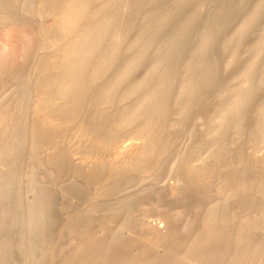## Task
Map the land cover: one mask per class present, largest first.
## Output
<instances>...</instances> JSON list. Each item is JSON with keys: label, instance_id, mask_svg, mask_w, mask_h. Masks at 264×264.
Masks as SVG:
<instances>
[{"label": "bare ground", "instance_id": "bare-ground-1", "mask_svg": "<svg viewBox=\"0 0 264 264\" xmlns=\"http://www.w3.org/2000/svg\"><path fill=\"white\" fill-rule=\"evenodd\" d=\"M22 1L19 14L0 0V161L42 178L24 204L14 171L0 173V264L15 227L30 264L53 227L65 241L49 264H264V33L247 57L239 47L264 0L229 36L220 31L244 0H210L212 13L208 0ZM23 13L38 39L27 31L37 43L17 65L19 30L35 24ZM47 181L70 197L61 217Z\"/></svg>", "mask_w": 264, "mask_h": 264}, {"label": "rangeland", "instance_id": "rangeland-1", "mask_svg": "<svg viewBox=\"0 0 264 264\" xmlns=\"http://www.w3.org/2000/svg\"><path fill=\"white\" fill-rule=\"evenodd\" d=\"M12 2H11V5H12V8H13V10H14V12H17V13H19V14H22L21 12V9H22V7H21V4L23 3V1L22 0H20V1H18V0H14V1H16V3L13 1V0H11ZM22 1V2H21ZM172 1L173 0H163L162 1V4L163 5H165V6H169V5H171L172 4ZM257 0H244V2L242 3V7H244L242 10H238V11H236L232 16H230L229 17V19H228V21H227V23L225 24V26L222 28V30L220 31V35H223V36H229V35H231V33H233V31H234V28H236L237 27V24H239L240 23V21H241V19H242V16H243V14H244V12H247L249 9H251V7L254 5V3L256 2ZM21 2V3H20ZM215 2V1H214ZM210 4V5H209ZM213 5H214V7H213ZM192 6H194V4L192 5ZM191 5H186V6H184L182 9H181V11H180V13H184V12H188V11H190L191 10V7H192ZM15 7V8H14ZM205 8V9H204ZM201 9H203L202 11H203V13H205V12H209V13H212V12H214L215 11V9H216V6H215V3H213L212 1H210V0H208V2L206 1V3L204 4V6H203V8H201ZM263 10H264V8H263ZM23 16L25 17V18H23L24 20H27L28 22H27V24L26 25H31V23H29V21H33V22H35V24H34V26H32L31 25V27L29 28L28 26H26L25 25V27H28V28H26L27 30H25V28L23 29V31L22 30H19V35L18 36H22V37H27V39H25V38H19L20 39V42L22 43V44H24V46L23 45H21V46H18V48L20 47V48H22V51H18V53L19 54H21L22 53V55H18V56H20V58L19 59H17V57H16V59H14L15 58V56H13L12 58L14 59V60H16V61H14V60H11V61H13V62H20V65H22L23 64V58L24 57H22L23 55L25 56V54L24 53H27L28 51H24L23 49L26 47L27 48V46H25V45H27L28 44V42H30V41H28L29 39H34V35H32V34H29V33H31L32 32V30H31V28L33 27H36L37 28V25H38V20H37V18H33L32 16H30V15H25L24 13H23ZM26 17H28V18H26ZM180 19V16L178 17V18H176V21H178ZM2 22H1V18H0V30H1V26H2V24H1ZM32 28V29H33ZM36 28H34V30L36 29ZM196 28V29H195ZM195 28H193L192 30V32H191V37H190V39L192 38H194L193 36H195V33H197V30H198V28H197V26L195 27ZM28 29H30V30H28ZM195 29V30H194ZM37 30V29H36ZM20 31H22L21 33L24 35H20ZM24 31L26 32V34L24 33ZM29 33H28V32ZM195 31V32H194ZM35 31H33L32 33H34ZM37 32V31H36ZM28 33V34H27ZM264 33V11H262L261 12V14L256 18V20H255V22L253 23V25H252V27H251V29L249 30V32H248V34L243 38V40L240 42V45H239V47H240V51L241 52H244V53H247V54H244V53H241L242 55H244V56H248L249 55V52H250V50H251V47L254 45V43L256 42L255 40H257L258 39V37H260V35H262ZM35 34V33H34ZM26 35H30L29 37L28 36H26ZM36 35V34H35ZM31 36L33 37V38H31ZM22 39H25L24 40V42L22 41ZM35 39H38V35H36V37H35ZM189 39V40H190ZM190 40V41H188L187 42V44H186V46L184 47V51L186 50V51H190L191 49H192V47H193V44L195 43V40ZM31 40V41H32ZM28 41V42H27ZM33 41H35V42H33ZM32 42H30L31 43V45L32 44H35V43H37V41L36 40H33ZM19 42V43H20ZM27 42V43H26ZM26 43V44H25ZM248 43V44H247ZM221 43H219L218 45H216L215 46V51H218V52H221V51H223L222 53H223V55H229V52H231V47L229 48H227L228 50L230 49V51H227V49H226V51H225V49L223 48V46L222 45H220ZM247 45V46H246ZM248 45H251V46H248ZM23 46V47H22ZM30 45H28V47H29ZM245 46V47H244ZM32 47V48H31ZM33 47H35V46H30L29 48H31V49H33ZM247 47V49H245ZM20 48H19V50H20ZM25 48V49H26ZM29 48H27L26 50H28ZM249 49V50H248ZM185 51V52H186ZM192 51V50H191ZM30 53V52H29ZM188 52H186V54H187ZM251 53V52H250ZM16 55V54H15ZM16 55V56H17ZM224 56L225 58L227 57V56ZM246 56V57H247ZM11 58V57H10ZM10 60H9V62H8V64L10 63ZM19 60V61H18ZM21 60V61H20ZM12 63V62H11ZM10 63V64H11ZM16 63L14 64L13 63V65L11 64L10 66H15L16 65ZM22 63V64H21ZM17 65H19V63H17ZM9 66V67H10ZM7 67V66H6ZM8 68V67H7ZM231 72H232V74H233V70H230ZM229 70H228V72L227 71H222V74H224V76H225V78L228 80L230 77H232L231 75L232 74H230L231 72H230ZM221 73V72H220ZM221 74V75H222ZM223 77V76H222ZM229 81V80H228ZM2 83V82H1ZM0 83V87L2 86V84ZM6 86H9V89H7L8 91H10V93H8V91L6 90V95L5 96H7V93H8V96L10 97L11 96V91L13 90V88L15 87V86H13V84L12 85H9V84H7ZM2 88V87H1ZM8 88V87H7ZM14 94V93H13ZM13 94H12V98H10L9 99V97L7 98V99H9V101H7V99L6 100H4V102H10L11 103V105H15L16 103H14V102H16V97L14 98L13 97ZM15 99V100H14ZM14 101V102H13ZM13 103V104H12ZM179 131V132H178ZM175 132H177V133H175ZM182 132L180 131V129H177V130H174V132L172 133V137H171V141H173V143L170 141V151H175V150H177L181 145H182V143H183V136H182V134H181ZM173 134H175V136L173 135ZM179 134H181V135H179ZM178 136V137H177ZM181 136V137H180ZM175 137V138H174ZM174 138V139H173ZM181 138V139H180ZM123 140V139H122ZM124 140H127V138H124ZM123 140V142H122V144L124 145V143L126 144V143H128L129 142V139L127 140V142L126 141H124ZM181 144V145H180ZM180 145V146H179ZM169 152V151H168ZM167 152V153H168ZM170 158H171V156H169V155H167L166 156V158L164 159V165H163V167L159 170V175H160V177H162L163 178V181H165V180H168V178H170V175H169V173H168V168H169V165L170 164H168V162H169V160H170ZM24 161V160H23ZM22 161V162H23ZM166 161V162H165ZM24 163V162H23ZM24 164H26V163H24ZM8 163L7 162H3V161H0V167H2V168H0V173L2 174L3 172L4 173H6L5 172V169H6V171H8V172H10L9 171V167H8ZM7 166V167H6ZM6 167V168H5ZM167 167V168H166ZM3 171H2V170ZM24 169V168H23ZM19 170L18 168L17 169H10L11 170V172L12 171H14L13 173L15 174H13V176H14V178L16 179H14V181H15V183L17 184L16 186H18V189H17V187H15V190L17 191L16 193H17V195H19V197L20 198H22V201L24 202V204L26 203L25 201H30L31 199H32V196L31 195H33V192H35V191H33L31 188H33L34 190H36V187H35V183L36 184H38L39 182H40V175H41V178H42V174H41V172H39V173H37L36 174V176H35V180L34 179H30V177H29V175H26V174H28L27 173V170H26V172H25V170ZM18 170H19V172H18ZM17 171V172H16ZM23 172V173H22ZM18 173V174H17ZM23 174L24 175V177H23V175H21V174ZM26 176V177H25ZM28 176V177H27ZM39 178V179H38ZM170 180V179H169ZM162 181V182H163ZM24 182V183H23ZM26 182H27V184H26ZM33 182H34V184H33ZM45 183V182H44ZM20 184V185H19ZM46 184L47 185H50V187H51V189H52V197H53V199H54V208H53V211L54 212H52L53 214L56 212V214H54V215H56V216H58L59 217V215H60V217H61V212H63V206L65 205V203L67 202L66 200H64V199H67L68 201H69V198L70 197H66V196H61L60 194H58V193H60L58 190V188L56 187V185L54 186L53 184V182H50V181H47L46 182ZM30 185V186H29ZM33 185V186H32ZM89 186L88 184H83V186H82V189H83V191H82V193H80V195L79 194H77V195H79L80 196V198L81 199H83V198H85V197H87L88 196V190L91 188L90 186L89 187H84V186ZM53 186V187H52ZM55 187V188H54ZM139 187V186H138ZM140 187H142V186H140ZM88 190H87V189ZM135 188V190L137 189V187H134ZM81 189V190H82ZM21 190V191H20ZM55 190H57L58 192H56ZM138 190V189H137ZM18 191H19V193H18ZM30 193H29V192ZM146 190H143L142 191V193H144ZM55 192H56V194H55ZM147 192H148V189H147ZM142 193H140V194H142ZM35 194V193H34ZM55 196H54V195ZM145 194H147V193H145ZM150 194V193H149ZM154 193H151L149 196H151V198H153V199H157V197H156V195H153ZM21 195V196H20ZM25 196H28V197H25ZM30 196V197H29ZM34 196V195H33ZM61 197L60 199L59 198H57V197ZM25 197V198H24ZM57 198V199H56ZM64 198V199H63ZM24 199V200H23ZM26 199V200H25ZM63 199V200H62ZM59 200V201H58ZM62 201H63V204H62ZM169 201H170V199H169V197L168 196H166V195H164L163 196V200H162V202L163 203H169ZM60 202V203H59ZM65 202V203H64ZM185 203V202H184ZM58 206H60V207H58ZM181 208V207H180ZM57 209V210H56ZM58 210H60L59 211V213H58ZM181 210V214H183V215H187V213H188V209L187 208H184L183 210H182V208L180 209ZM61 213V214H60ZM182 216V215H181ZM4 233L6 234V233H8V235L11 237V243H12V246H11V248H10V250H9V252H8V264H30V261H31V257L28 255V252L26 251V250H24V249H18V248H16V246H17V244H19L20 242H22V241H25L24 240V238L22 237V234H23V231L21 230V228L20 227H15V228H13V229H11V230H7V231H4ZM4 233H2V234H4ZM259 233V232H258ZM256 234V233H254V235L255 236H257L258 237V235L259 234ZM58 236H60L61 238H58ZM44 237V238H43ZM42 238L44 239V240H42L41 241V245H43V247H45V250L44 251H38V250H36V252H34V257L38 260V262H39V264H49L50 263V259H49V257H48V254H49V252L50 251H52L54 248H57V247H59V246H61L62 244H63V242L65 241V239L62 237V235H60V231L56 228V227H53V228H50L49 230H47L46 231V233L44 234V236H43ZM59 239V240H58ZM48 241V242H47ZM47 242V243H46ZM53 243V244H52ZM58 243V244H57ZM55 244H56V247H55Z\"/></svg>", "mask_w": 264, "mask_h": 264}]
</instances>
